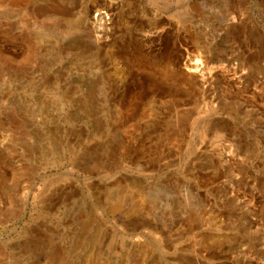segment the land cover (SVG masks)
Segmentation results:
<instances>
[{
	"label": "rangeland",
	"instance_id": "rangeland-1",
	"mask_svg": "<svg viewBox=\"0 0 264 264\" xmlns=\"http://www.w3.org/2000/svg\"><path fill=\"white\" fill-rule=\"evenodd\" d=\"M94 1L0 0V264H264V0Z\"/></svg>",
	"mask_w": 264,
	"mask_h": 264
},
{
	"label": "bare ground",
	"instance_id": "bare-ground-1",
	"mask_svg": "<svg viewBox=\"0 0 264 264\" xmlns=\"http://www.w3.org/2000/svg\"><path fill=\"white\" fill-rule=\"evenodd\" d=\"M116 4L118 3H113L110 0H95L93 3V7H98V6H108L111 8H114L116 10L119 9V6H117ZM92 12V7L88 8L87 10V17L89 18L90 14ZM103 12V11H101ZM103 13H101V17H100V22L103 21L104 19V15H102ZM138 17V16H137ZM96 18V17H95ZM117 28L121 26L123 18H121V16H117ZM98 20V19H97ZM97 22V21H96ZM99 23V22H98ZM150 23V22H149ZM95 24V23H93ZM135 24L139 30V37H140V41L142 43L146 44H153L154 42L156 43V41L161 40L163 38V32H164V27L161 28H156V27H151V28H146L145 22L139 18L135 19ZM102 24H96V26H94V33H95V37L96 40L99 42L102 39ZM168 31V30H167ZM166 32V30H165ZM104 35V34H103ZM163 35V36H162ZM156 38V39H155ZM155 45V44H154ZM152 46V45H151ZM160 51H162V48L159 49ZM150 55V54H149ZM119 56L123 57V59L130 61L129 57H127L126 55L119 54ZM146 55H144V59L146 62H149V59H146L145 57ZM152 58H156L155 55H150ZM141 60V57H140ZM181 63V66H179V70L182 71V73L187 77L191 79H197V78H202L203 80L206 79V74H205V70L202 68L203 66L200 64L199 59H192L191 61H187V63H183V58L181 59V61H179ZM180 65V64H179ZM159 66V67H158ZM171 62L166 63V66H161L157 64V68H154L155 73L154 74H160V75H164L167 76L168 75V70L171 68ZM132 68V67H130ZM181 74V73H179ZM118 104L121 102L120 100L117 101ZM120 106V104H119ZM122 107V106H120Z\"/></svg>",
	"mask_w": 264,
	"mask_h": 264
},
{
	"label": "built area",
	"instance_id": "built-area-1",
	"mask_svg": "<svg viewBox=\"0 0 264 264\" xmlns=\"http://www.w3.org/2000/svg\"><path fill=\"white\" fill-rule=\"evenodd\" d=\"M102 15H105V13H103Z\"/></svg>",
	"mask_w": 264,
	"mask_h": 264
}]
</instances>
